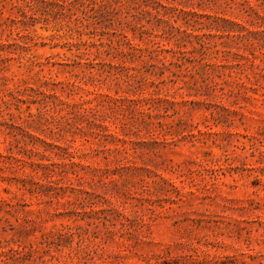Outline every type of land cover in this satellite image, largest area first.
<instances>
[{"label":"rangeland","instance_id":"1","mask_svg":"<svg viewBox=\"0 0 264 264\" xmlns=\"http://www.w3.org/2000/svg\"><path fill=\"white\" fill-rule=\"evenodd\" d=\"M0 264H264V0H0Z\"/></svg>","mask_w":264,"mask_h":264},{"label":"trees","instance_id":"2","mask_svg":"<svg viewBox=\"0 0 264 264\" xmlns=\"http://www.w3.org/2000/svg\"><path fill=\"white\" fill-rule=\"evenodd\" d=\"M193 13V15H200L199 13H197L196 11L195 12H192ZM238 80H241V78H239ZM238 85H243V86H245L244 85V81H237L236 82ZM214 91H216V90H221V92H222V95L224 94V95H228V96H232L233 94H235L234 93V89H229L228 91H225V88L224 87H221L220 86V84H219V82H213L212 83V85L210 86ZM30 116H33L32 114L30 115Z\"/></svg>","mask_w":264,"mask_h":264}]
</instances>
